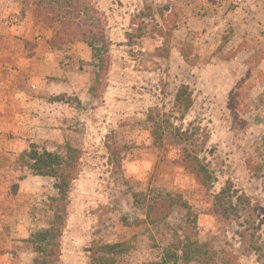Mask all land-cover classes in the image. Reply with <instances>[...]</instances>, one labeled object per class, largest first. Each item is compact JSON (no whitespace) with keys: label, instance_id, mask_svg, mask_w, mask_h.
<instances>
[{"label":"rangeland","instance_id":"obj_1","mask_svg":"<svg viewBox=\"0 0 264 264\" xmlns=\"http://www.w3.org/2000/svg\"><path fill=\"white\" fill-rule=\"evenodd\" d=\"M76 8L102 61L58 32ZM0 109V264H37L57 209L54 180L24 166L32 145L76 151L55 264L105 244L147 264L184 239L215 264H264V0H0ZM227 185L246 202L226 220Z\"/></svg>","mask_w":264,"mask_h":264},{"label":"trees","instance_id":"obj_2","mask_svg":"<svg viewBox=\"0 0 264 264\" xmlns=\"http://www.w3.org/2000/svg\"><path fill=\"white\" fill-rule=\"evenodd\" d=\"M72 5L76 7L75 4ZM72 5L68 3V6L71 7ZM73 11L74 13L71 16L68 12L67 22L56 19L57 23L61 26L58 32L61 33V37L63 38H78L87 46L94 59L102 61L101 52L106 50L102 29L94 27L92 24L81 19V9L76 8ZM71 28H74V31L70 32ZM192 104L191 92L187 87L180 88L174 98V108L178 113L186 115ZM23 158L25 160L24 166L34 176L54 180L53 189L56 191V197L50 198V201L52 205L57 206V209H55V214L48 228L34 235L32 245L35 246L34 252L41 256L37 264H55L59 257V245L57 242L61 237L59 227L63 225L66 214V205L72 183L71 173L74 169V163L77 160L76 151L67 147V153L65 155H59L47 152L46 150L39 151L32 145L23 154ZM197 171L205 180L209 179L208 173L203 167L198 168ZM232 199H235L236 202L234 207L232 206ZM169 202L178 209L189 211L187 203L181 197H170ZM245 202V197L237 196V193L229 185L225 186L215 196V204L218 208H224L228 204L229 210L224 209L222 215L226 220V216L229 214L233 218H236L238 215L236 206H243ZM123 252L124 249L120 244L102 245L98 247L95 253H91L89 264H115V257ZM190 262L197 264H215L216 261L213 254L209 255L205 248L198 242H189L187 239H184L183 241L176 240L163 251L156 261L147 264H188Z\"/></svg>","mask_w":264,"mask_h":264},{"label":"crops","instance_id":"obj_3","mask_svg":"<svg viewBox=\"0 0 264 264\" xmlns=\"http://www.w3.org/2000/svg\"><path fill=\"white\" fill-rule=\"evenodd\" d=\"M0 110H1V109H0ZM1 223H3L2 220H0V224H1ZM1 227H2V226L0 225V231H1ZM0 238H1V235H0ZM0 258H1V256H0Z\"/></svg>","mask_w":264,"mask_h":264}]
</instances>
